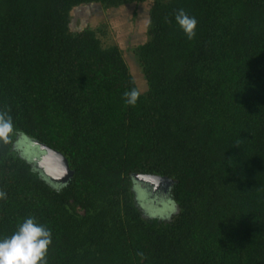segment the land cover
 I'll list each match as a JSON object with an SVG mask.
<instances>
[{
    "label": "trees",
    "instance_id": "1",
    "mask_svg": "<svg viewBox=\"0 0 264 264\" xmlns=\"http://www.w3.org/2000/svg\"><path fill=\"white\" fill-rule=\"evenodd\" d=\"M131 3L149 7L144 90L118 46L75 25ZM0 112V240L31 217L51 230L47 264H264V0H0ZM35 142L68 159L70 181L31 162ZM138 175L173 181L174 217L144 216L137 187L154 191Z\"/></svg>",
    "mask_w": 264,
    "mask_h": 264
},
{
    "label": "rangeland",
    "instance_id": "2",
    "mask_svg": "<svg viewBox=\"0 0 264 264\" xmlns=\"http://www.w3.org/2000/svg\"><path fill=\"white\" fill-rule=\"evenodd\" d=\"M148 8V4L138 6L131 3L116 9L103 10L98 5H91L84 11L81 9L75 13V25H91L104 47L116 45L123 51L124 58L142 90L145 89V84L134 49L148 41ZM24 142L21 141L19 146L23 147ZM37 158L32 155L31 162L35 163ZM35 166H38L37 163ZM166 196L167 191L162 188L154 192L152 199L148 200L147 194L137 187L136 201L146 218L168 221L178 213V208ZM154 200L158 202H153Z\"/></svg>",
    "mask_w": 264,
    "mask_h": 264
},
{
    "label": "clouds",
    "instance_id": "3",
    "mask_svg": "<svg viewBox=\"0 0 264 264\" xmlns=\"http://www.w3.org/2000/svg\"><path fill=\"white\" fill-rule=\"evenodd\" d=\"M175 22L189 40L195 37V17H190L183 9H179L175 14ZM139 95L136 89L125 92V103L134 106ZM12 131L11 116L0 112V141L9 143ZM0 199H6L5 192L0 191ZM51 243V230L36 223L34 218H26L10 237L0 240V264H47L46 258ZM137 255L142 260L146 258L142 252Z\"/></svg>",
    "mask_w": 264,
    "mask_h": 264
},
{
    "label": "water",
    "instance_id": "4",
    "mask_svg": "<svg viewBox=\"0 0 264 264\" xmlns=\"http://www.w3.org/2000/svg\"><path fill=\"white\" fill-rule=\"evenodd\" d=\"M39 145L41 154L36 159L39 168L53 182L65 184L72 179L74 171L70 168L68 159L58 150L47 145ZM137 180L146 183L156 192L159 189L168 190L173 181L168 178L155 175H138Z\"/></svg>",
    "mask_w": 264,
    "mask_h": 264
}]
</instances>
